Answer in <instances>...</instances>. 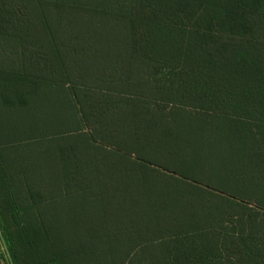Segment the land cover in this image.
Instances as JSON below:
<instances>
[{
	"label": "trees",
	"instance_id": "obj_1",
	"mask_svg": "<svg viewBox=\"0 0 264 264\" xmlns=\"http://www.w3.org/2000/svg\"><path fill=\"white\" fill-rule=\"evenodd\" d=\"M16 1L0 0V46H11L13 53L7 55L8 63L0 54V228L12 263L130 264L131 245L138 239L137 249L153 241L162 243L166 264H264V223L248 218L240 230V204L232 199L207 203L198 186L193 185L194 194L179 202V208L163 197L154 198L150 201L157 206L146 204L144 213L149 216H134L139 213L122 196L125 189L99 184L98 173L90 172L98 175L97 183L83 178L86 170L79 169L83 164L77 161L75 144L64 150V144L50 139L66 127L64 114L47 107L44 100L37 103L39 95L65 94L64 110L72 128L106 123L105 107L116 101L107 93L78 94L70 85L82 76L73 69L64 72L67 54L83 53V46L95 40L122 46L126 61L139 65L136 74H144L154 96L161 94L205 114L261 119L263 107L239 108L236 101L240 88L264 91V0ZM32 51L45 67L36 69L27 57ZM81 56L84 64L91 63L86 52ZM100 57L108 59L107 52L100 51ZM160 74L165 79L157 82ZM65 85L72 88L69 98ZM133 96L122 101L134 105L139 98ZM144 116V110L131 112L136 125L131 136L137 143L142 136L143 141L153 139L148 133L164 136V129L173 127H156L149 116L141 133L137 124ZM99 135L114 138L106 129ZM44 138L50 147L42 143ZM76 139L65 138L66 143ZM85 139L95 149L92 138ZM89 158L88 163L95 162ZM120 176L129 188L131 183L146 185L138 173L124 171ZM142 229L166 235L144 239ZM115 254H120L117 260ZM0 262L10 264L5 250Z\"/></svg>",
	"mask_w": 264,
	"mask_h": 264
},
{
	"label": "rangeland",
	"instance_id": "obj_2",
	"mask_svg": "<svg viewBox=\"0 0 264 264\" xmlns=\"http://www.w3.org/2000/svg\"><path fill=\"white\" fill-rule=\"evenodd\" d=\"M7 29L11 30L10 27ZM32 33L33 30L29 32V36ZM30 42V48L33 49L32 40ZM92 42L90 46H83V53L67 54L66 61L63 62L64 72L73 69L76 72L75 75L82 76L79 83L74 80L75 83L70 85L75 87L78 94L81 91H88L90 92L89 97H95L97 94L107 93L116 101L115 105L105 107L106 123L101 120L94 125L89 122L83 124L81 130L72 128V120L70 116L66 118L64 110L65 94L39 95L37 99V103L44 100L47 107H55L57 111L64 114L66 127L58 131L55 128L56 132L52 133L50 139L56 145L64 144V150L68 148V144H75L77 151L74 153L77 161L83 164L79 169L86 170L83 178L97 183L98 175L92 176L90 172L98 173L101 181L99 184L108 186L109 189L114 187L125 189L121 191V194L126 197L127 202H131L132 211L139 213L134 216L139 218H142L147 208L146 204L157 206L156 202L150 201L154 198L162 199L163 197L167 201H172L171 206L179 208V202L187 200L191 194H194L191 188L195 185L201 189L200 192L204 193H200V196L207 203L216 204L223 202L221 199H232L236 204H240L238 209L240 230L248 218L255 219L259 225L264 223V114L261 119L255 117L240 119L232 114L214 112L205 114L194 107L181 106L176 101H168L161 94L158 95L160 97L154 96L153 86L146 83L147 80L143 78L144 74L142 76L136 74L139 65L126 61L127 57L123 50L121 51L122 46L119 44L102 45L95 40ZM4 47L0 46V54L1 58L8 63L9 56L12 57L13 53L11 46ZM4 50L6 52L2 53ZM8 50L11 51L8 53ZM100 51L107 52V58L110 60L100 57ZM85 52L87 53L86 60L91 63L82 62L81 55ZM32 53V56L27 53V57L35 63L36 69L45 67L44 60L36 57L33 51ZM85 66H89L88 71H82ZM100 67L107 69L100 71ZM162 77H164L163 74L157 76V82ZM135 84L137 87L134 86ZM70 86L65 85L68 98L72 90ZM224 91L228 92L230 89L224 88ZM226 94L221 93L219 96ZM133 95L139 98L137 99L139 102L134 105H128L122 101V98L127 99V96L135 98ZM238 95L237 107L243 108L246 104H250L264 108V91L254 87L240 88ZM141 110L145 112L142 124L139 122L137 124L141 133L149 116H152V122L158 125L156 127L163 129L167 126L173 125V127L164 129V136L158 133L150 135L148 133V136L153 139L143 141L142 136L141 142L137 143L131 136L136 128L132 122L131 112ZM153 113L161 123L157 121ZM78 118L81 122L80 114ZM104 129L113 132L114 138L101 137L99 134ZM44 130H46L45 133L49 131V129ZM86 135L97 144L95 147L97 150L91 149L87 144ZM70 136L77 139L66 143L65 138ZM45 142L46 138L42 143L50 147V143ZM166 144L169 146H165ZM89 157L94 158L95 162L88 163ZM124 171L130 175L138 173L145 178L146 185L134 186L131 183L129 188L127 181L120 176ZM224 207H226L225 203ZM128 211L132 215L131 211ZM123 214L126 216L125 213ZM155 218L159 220L160 217ZM115 221H118V217ZM120 224L127 233L125 226ZM118 231L121 232V229ZM108 232L111 233V230ZM91 233L99 236L101 231L92 230ZM141 235L144 239H157L166 234L159 233L158 235L155 231L142 229ZM121 236L122 233L119 240ZM137 241L138 239L133 240L131 245L133 247L129 256L133 260L130 264H166L162 243L153 241L147 244L146 248L137 249L138 247H135ZM99 246L100 243L97 241V248ZM129 248L123 249L128 250ZM118 255L120 254H115L116 260ZM109 258L107 256V260Z\"/></svg>",
	"mask_w": 264,
	"mask_h": 264
},
{
	"label": "water",
	"instance_id": "obj_3",
	"mask_svg": "<svg viewBox=\"0 0 264 264\" xmlns=\"http://www.w3.org/2000/svg\"><path fill=\"white\" fill-rule=\"evenodd\" d=\"M0 240H1L2 244H3V248H4L5 252H6V255H7V258H8V260H9L10 264H13L12 261H11L10 255H9V253H8V250H7L6 244H5V242H4L1 228H0Z\"/></svg>",
	"mask_w": 264,
	"mask_h": 264
},
{
	"label": "crops",
	"instance_id": "obj_4",
	"mask_svg": "<svg viewBox=\"0 0 264 264\" xmlns=\"http://www.w3.org/2000/svg\"><path fill=\"white\" fill-rule=\"evenodd\" d=\"M2 221V218H1V216H0V222ZM4 250V248H3V244H2V242H1V240H0V252H2ZM1 263V262H0Z\"/></svg>",
	"mask_w": 264,
	"mask_h": 264
}]
</instances>
